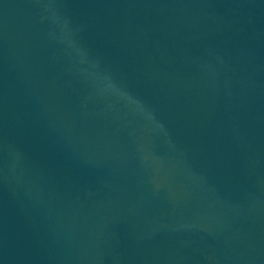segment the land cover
Instances as JSON below:
<instances>
[{"label": "water", "instance_id": "95a60500", "mask_svg": "<svg viewBox=\"0 0 264 264\" xmlns=\"http://www.w3.org/2000/svg\"><path fill=\"white\" fill-rule=\"evenodd\" d=\"M0 264H264V0H0Z\"/></svg>", "mask_w": 264, "mask_h": 264}]
</instances>
